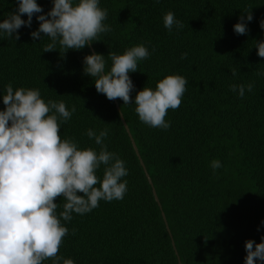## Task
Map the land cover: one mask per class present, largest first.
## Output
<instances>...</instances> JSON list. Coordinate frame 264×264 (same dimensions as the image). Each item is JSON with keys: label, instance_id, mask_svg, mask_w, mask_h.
Instances as JSON below:
<instances>
[{"label": "trees", "instance_id": "trees-1", "mask_svg": "<svg viewBox=\"0 0 264 264\" xmlns=\"http://www.w3.org/2000/svg\"><path fill=\"white\" fill-rule=\"evenodd\" d=\"M37 3L45 13L52 7V0ZM100 6L108 10L105 23L112 31L64 58L58 50L42 52L51 42L47 36L33 41L35 15L31 27L18 30L19 40L0 36V110L9 82L14 89H39L46 101L75 105L71 119L61 124V138L98 150L86 131L107 128L108 150L129 172L122 200H101L91 212L62 221L69 233L59 255L74 264H244L245 241L264 237V75H257L264 73V58L255 47L264 41V0H100ZM17 7L18 0H0V22ZM249 9V31L237 35L233 26ZM168 11L183 29L169 33L164 27ZM141 43L151 55L130 73L133 100L138 90L154 89L168 74L189 82L180 107L168 110L167 130L142 123L134 102L108 100L83 72L85 55L102 53L110 67L109 52L122 54ZM182 53L187 57L181 59ZM249 83L253 89L243 98L230 89ZM213 160L222 167L214 171ZM97 175L103 176V166ZM56 202L59 212L65 201Z\"/></svg>", "mask_w": 264, "mask_h": 264}, {"label": "clouds", "instance_id": "clouds-1", "mask_svg": "<svg viewBox=\"0 0 264 264\" xmlns=\"http://www.w3.org/2000/svg\"><path fill=\"white\" fill-rule=\"evenodd\" d=\"M243 13L233 26L237 35H246L248 22L253 20L251 9ZM24 15L27 20L22 19ZM34 15L39 27L30 33L33 41L47 36L51 42L42 52L58 50L62 58L69 50L84 49L101 40V34L112 31L105 23L108 10L100 6V0H52L47 13L37 0H18L16 11L0 22V36L19 40L18 30L31 27ZM163 24L169 33L174 27L177 30L184 27L172 11L164 14ZM260 27L264 29V21ZM255 47L257 55L264 58V41H256ZM150 55L144 43L127 48L122 54L109 52L108 67L104 54L91 52L83 58V72L108 100L134 102L142 123L167 130L171 127L165 119L168 110L180 107L189 82L180 74H168L154 89L144 86L138 90L133 100L135 85L130 73L139 70L138 62ZM186 57L187 53L181 54V59ZM232 74L236 75L235 69ZM253 86V83L233 84L230 89L243 98ZM2 99L5 107L0 110V264H43L46 260H52L53 264H74L59 255L63 239L69 233L62 221L70 222L73 213L91 212L101 200H122L128 190V182L123 179L129 174L125 161L108 150L107 128L98 133L91 128L86 131L99 146L98 150L80 148L71 137L61 138V124L71 119L75 105L69 109L64 101H46L39 89H14L11 82L6 85ZM101 166L102 177L97 175ZM211 167L215 171L222 164L213 160ZM61 197L65 202L58 212L56 200ZM75 231L72 229L73 234ZM245 251L244 264L264 262V237L260 242L246 240Z\"/></svg>", "mask_w": 264, "mask_h": 264}, {"label": "water", "instance_id": "water-1", "mask_svg": "<svg viewBox=\"0 0 264 264\" xmlns=\"http://www.w3.org/2000/svg\"><path fill=\"white\" fill-rule=\"evenodd\" d=\"M120 117H121V119H122V121H123V116H122L121 114H120ZM125 128L127 129V126H126V125H125ZM132 145H133V148H134V150H135V152H136V154H137V156H138V158H139V161H140V163H141V165H142V167H143V170H144V172H145V176H146L148 182L150 183V185L152 186V192H153V195H154L155 199L158 200V199H157L156 192H155V190H154V188H153V185H152V182H151V178H150L148 172L146 171V168H145V166H144V163H143L142 159H141L140 156H139V152H138V150H137V147H136L134 141H132ZM162 217L164 218L163 213H162ZM164 220H165V219H164Z\"/></svg>", "mask_w": 264, "mask_h": 264}]
</instances>
